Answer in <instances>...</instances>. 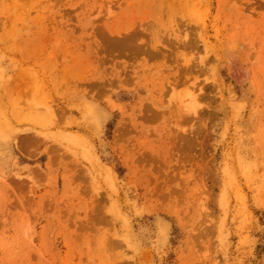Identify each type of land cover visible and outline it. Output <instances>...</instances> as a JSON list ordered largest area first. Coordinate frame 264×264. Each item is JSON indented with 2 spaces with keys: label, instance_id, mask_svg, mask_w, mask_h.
Listing matches in <instances>:
<instances>
[{
  "label": "rangeland",
  "instance_id": "obj_1",
  "mask_svg": "<svg viewBox=\"0 0 264 264\" xmlns=\"http://www.w3.org/2000/svg\"><path fill=\"white\" fill-rule=\"evenodd\" d=\"M0 264H264V0H0Z\"/></svg>",
  "mask_w": 264,
  "mask_h": 264
}]
</instances>
